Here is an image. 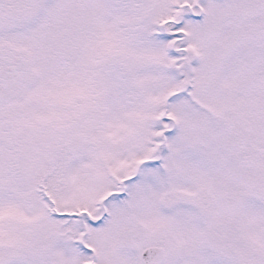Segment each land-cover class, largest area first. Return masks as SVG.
Instances as JSON below:
<instances>
[{
    "label": "snow or ice",
    "instance_id": "obj_1",
    "mask_svg": "<svg viewBox=\"0 0 264 264\" xmlns=\"http://www.w3.org/2000/svg\"><path fill=\"white\" fill-rule=\"evenodd\" d=\"M0 264H264V0H0Z\"/></svg>",
    "mask_w": 264,
    "mask_h": 264
}]
</instances>
